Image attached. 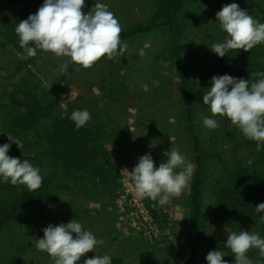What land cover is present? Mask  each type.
<instances>
[{
    "label": "rangeland",
    "instance_id": "obj_1",
    "mask_svg": "<svg viewBox=\"0 0 264 264\" xmlns=\"http://www.w3.org/2000/svg\"><path fill=\"white\" fill-rule=\"evenodd\" d=\"M29 1L31 5L26 11L25 19L29 13H35L43 2ZM95 2L96 0H85L82 11L91 10ZM101 2L106 3L115 14L122 30L135 25L145 26L161 19L162 0ZM231 2L233 0H185L175 16L185 74L192 88H202L206 92L214 74L228 73L250 79L252 73V79L257 78V68L253 62L264 59V53H258L254 49L257 45L248 51L239 49L226 53L229 57L235 55L233 58L220 57L207 46L223 41L227 35L216 20L215 13L222 5ZM235 2L261 21L258 7L252 2L263 4L264 0ZM14 20L15 16L9 11L6 0H0V143H11L8 154L20 157L21 160L27 159L34 165L27 146L34 136L33 132L37 134L35 128L27 127V121L22 120L19 126L14 125L19 122L17 114L20 112L19 99L23 89L31 94V101H38L39 98L40 102L44 97L39 108L44 109V124L41 123V127L50 126L46 133L49 131V134L51 129H58L67 120L70 125L67 129L75 126L68 118L69 114L74 109L87 108L91 119L82 127L89 129L91 135L100 137V140L104 136L110 137L108 141L112 143L104 142L96 151V164L102 176L106 169H118L119 174L116 173L117 176L111 183L105 177H99L96 181L101 188L106 187V191H109L107 202L111 203L112 211L97 217L94 220L95 227H88L97 237L98 243L93 251L81 256V264L86 257L95 254L119 257V264H187L186 256L178 251L186 248V240L191 235L190 182L179 196L172 197L167 204L161 206L146 196L136 194L128 172L132 170L139 155L150 152L155 164H158L164 159L163 151L170 147L178 149L194 168L174 61L167 49V27L164 24L154 25L123 39L128 44L123 56L113 59L102 56L91 67L75 69L61 83L62 72L59 66L69 58L40 49H37L36 56L22 58L24 50L19 45L18 35L8 25ZM223 63L226 64L222 65ZM154 79L159 81L157 86H152ZM145 84L149 85L148 91L144 90ZM193 114L195 130L210 152L222 154L227 151L228 141L219 142L223 145L213 146L214 129H208L202 124L203 115H213L209 107L196 103ZM214 118L218 124L226 123L225 133L232 129L240 135L237 131L239 129L226 116L217 114ZM68 131L63 128L61 134L57 135H66ZM36 138L41 140L38 136ZM105 147L111 153L113 151L112 160ZM224 156L227 158V153ZM210 158L211 162L205 170L203 220L205 230L214 238L225 240L227 232L239 229L231 230L214 212V180L222 173L220 163L215 162V157ZM222 181L220 176L218 182ZM68 199L70 200L69 194L61 193L42 214L25 212L9 221L0 230V264H53V258L35 246L36 238L43 236L42 228L49 222H68L71 218L79 220L83 225L84 220L88 221L81 219L72 208H77L78 205L89 206V202L79 204L74 199L66 202Z\"/></svg>",
    "mask_w": 264,
    "mask_h": 264
},
{
    "label": "clouds",
    "instance_id": "obj_2",
    "mask_svg": "<svg viewBox=\"0 0 264 264\" xmlns=\"http://www.w3.org/2000/svg\"><path fill=\"white\" fill-rule=\"evenodd\" d=\"M84 4L85 0H43L35 13L19 20L14 31L24 50L22 58L36 56L37 49L66 56L69 60L59 66L61 72H66L69 63L87 68L102 56L108 59L123 56L128 44L121 40L122 29L115 14L101 0H96L95 6L87 11H82ZM215 16L221 29L227 33L223 41L207 45L218 56L223 57L230 50L248 51L264 43V22L241 8L235 0L222 5ZM252 75L245 79L228 73L214 74L202 96L203 103L213 115H203L202 124L215 129L218 121L214 117L217 114L226 116L246 138L256 141V150L260 151L264 147V72H256L255 80ZM158 84V80H152V86ZM143 87L145 91L149 90L148 84ZM68 118L80 128L91 119V114L87 108L74 109ZM10 148V142L0 143V183L23 184L29 191L36 190L43 179L39 167L27 159L10 156ZM163 156L164 159L155 164L152 154L145 152L137 157L132 170L128 171L136 194L161 206L179 196L193 174L191 162L186 161L178 149L170 147L163 151ZM255 211L264 221V202L256 204ZM42 232L43 236L36 238L35 246L48 253L53 264H81V256L93 251L98 243L95 234L74 218L56 224L49 222ZM224 242L234 260H224L222 257L226 254L211 249L205 256L207 264H254L247 256L250 248H257L259 256L264 257V237L256 232L230 231ZM82 264H112V257L95 254L86 257Z\"/></svg>",
    "mask_w": 264,
    "mask_h": 264
},
{
    "label": "trees",
    "instance_id": "obj_3",
    "mask_svg": "<svg viewBox=\"0 0 264 264\" xmlns=\"http://www.w3.org/2000/svg\"><path fill=\"white\" fill-rule=\"evenodd\" d=\"M185 0H162L160 3L161 19L152 22L145 26L135 25L130 29L121 30V40L146 31L154 25L164 24L168 29L167 49H169L173 61L175 75L178 82V92L181 98L183 108V115L186 122V129L189 134L190 147L193 155L194 168L192 178L190 180V231L191 235L188 237L186 248L178 251L186 256L187 264H207L205 256L211 249H218L224 254L222 259L233 261L234 255L231 250L225 245V240L222 238H214L207 230L204 223V209H203V190L204 182L206 183L205 170L211 162V158L215 157V162L220 163L222 182H218L220 176L214 180L216 184L213 188L212 195H214V212L223 220L231 230L244 229L251 230L264 237V221H261L259 215L255 211L256 204L264 202V147L262 150H256V141L246 138L243 134L235 133L232 129H228L225 133L224 123H219L218 127L214 129V144L223 145L219 142L228 141L229 146L227 151V158L224 153H211L204 144L195 130L193 119V112L195 104L203 103L202 96L205 93L202 88H192L185 74V68L181 57V46L177 35V28L175 23V16L180 10ZM258 12L261 21L264 22V2L257 4ZM6 5L10 12L15 16V20L8 25L14 31L15 26L21 19H25L26 11L31 5L29 0H6ZM14 35V33L12 34ZM258 53H264V43L257 45L254 48ZM226 58L229 57L225 54ZM224 56V57H225ZM223 63L222 65H225ZM257 68V72H264V59L258 62H253ZM82 67L79 64L69 63L66 72H62L60 82H64L75 69ZM257 79V78H256ZM255 80V79H254ZM37 89V87H35ZM22 97L19 99L18 120L16 126H19L20 120L27 121V127H34L35 133L29 142L28 148L31 152V159L34 165H38L40 174L42 175L41 185L33 191H29L23 184L13 185L11 183H0V230L12 219L25 212H36L42 214L45 208L54 203L61 193L69 194L70 200L79 204L89 202V206L78 205L77 208H72L77 211V215L84 220L86 228L95 227L94 220L97 217L104 216L109 211H112L108 204L109 191L106 187L101 188L99 182L96 181L99 177H105L107 182L111 183L116 177L118 169L105 170V173L99 172L97 168V149L104 145V142L110 143V137H103V140L91 135L89 129L85 127L76 128L72 125L69 129V121L60 124L58 129H51L50 133H46L49 125L41 127L43 123V108H39V104L44 101V97L40 102L36 100H29L31 94L28 90H21ZM48 98V96L46 97ZM47 100V99H46ZM24 109V110H23ZM219 115V114H218ZM220 116V115H219ZM44 124V123H43ZM51 124V122L49 123ZM63 128L68 131L66 135L61 134ZM45 130V132H42ZM53 131V133H52ZM55 136L51 137L50 135ZM36 136L40 137L37 139ZM227 137H231L227 139ZM235 139L234 141H232ZM212 143V141H211ZM106 153L109 154L112 160V153L105 147ZM218 149V148H217ZM239 149H244L240 151ZM112 154V155H111ZM116 157V154H114ZM251 160V163H249ZM109 161V160H106ZM77 196V199L75 198ZM72 197V198H71ZM70 209V206L68 207ZM71 210V211H72ZM89 229V230H91ZM161 238V237H160ZM159 238V239H160ZM247 256L253 260L254 264L260 261L264 264V257L259 256L257 248H250ZM121 262L119 257H112V264H119Z\"/></svg>",
    "mask_w": 264,
    "mask_h": 264
}]
</instances>
